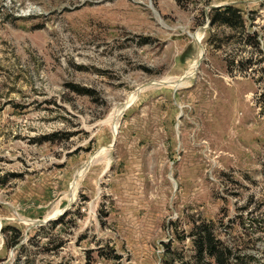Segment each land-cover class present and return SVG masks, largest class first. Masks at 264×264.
I'll list each match as a JSON object with an SVG mask.
<instances>
[{"label": "rangeland", "instance_id": "1", "mask_svg": "<svg viewBox=\"0 0 264 264\" xmlns=\"http://www.w3.org/2000/svg\"><path fill=\"white\" fill-rule=\"evenodd\" d=\"M262 220L264 0H0V264H195L209 222L264 264Z\"/></svg>", "mask_w": 264, "mask_h": 264}, {"label": "trees", "instance_id": "2", "mask_svg": "<svg viewBox=\"0 0 264 264\" xmlns=\"http://www.w3.org/2000/svg\"><path fill=\"white\" fill-rule=\"evenodd\" d=\"M176 1L179 5L188 7L191 3L198 2L199 0ZM210 24L212 26L219 25L240 30L241 33H244L245 30V21L241 11L230 5L212 9V13H210ZM260 224L262 225V232H264V221L262 220ZM216 230V224L213 222L203 223L194 228L195 264H237L234 262L233 248L225 246L219 240L216 235Z\"/></svg>", "mask_w": 264, "mask_h": 264}, {"label": "bare ground", "instance_id": "3", "mask_svg": "<svg viewBox=\"0 0 264 264\" xmlns=\"http://www.w3.org/2000/svg\"><path fill=\"white\" fill-rule=\"evenodd\" d=\"M194 67V66H193ZM195 69V67L193 68ZM190 70H192V67L190 68ZM191 72V71H190ZM121 115V114H120ZM117 126L115 127V132H116ZM81 172V171H80ZM80 176V175H79Z\"/></svg>", "mask_w": 264, "mask_h": 264}]
</instances>
